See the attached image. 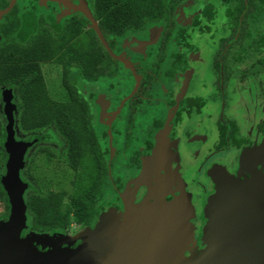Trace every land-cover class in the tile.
Returning <instances> with one entry per match:
<instances>
[{
    "label": "flooded vegetation",
    "instance_id": "af4514ba",
    "mask_svg": "<svg viewBox=\"0 0 264 264\" xmlns=\"http://www.w3.org/2000/svg\"><path fill=\"white\" fill-rule=\"evenodd\" d=\"M13 2L14 0H0V11L8 9ZM221 4L220 0H16L12 8L16 10L19 18L33 15L37 19L35 24L39 32L49 30L60 35L63 30L66 33L75 24L81 25L83 34L93 31L109 54L92 23L77 11L86 5L110 51L115 56L124 58L141 77L136 94L121 108L123 101L132 94L136 85L132 70L127 65L109 54L117 63L109 65L108 69L106 65L102 67L103 72H119L129 79L133 78L132 88L119 100L121 86L116 91L96 85L90 96L89 93H83V82L81 83L79 75L76 76L75 87L81 90L80 94H83L90 108L84 121L85 130L90 137L88 139L92 143L87 145V157L90 161L93 160L92 167L98 171L99 176L101 161L96 158L95 140L100 141L105 149L108 148L109 160L113 149L112 161L108 162V175L110 172L109 178L115 189L114 208L125 212V200L127 214L151 200L154 191H159L170 201L179 196V190L183 188L190 195L194 208V237L185 250L186 257L193 258L207 249L205 236L211 217L210 201L217 194L216 186L208 176L209 171L220 166L236 179L242 152L264 143V89L261 93V88H264L261 86V80L264 82L261 79L264 78V54L263 62L259 63L254 57L244 58V54L233 47L232 30L227 24L220 27L217 25V7ZM114 9L121 15L115 20L118 18L122 27L125 24L130 25L129 27L125 25L118 28L114 23L102 24L96 19L97 13L105 16ZM9 14L0 20V37L3 30H8L14 24V19L8 18ZM219 35L223 37L219 39ZM185 36L194 38L197 42L193 49L185 48L186 44L181 40ZM222 40L229 41L224 50L219 48ZM199 42H204L203 45L213 50L210 81H199L202 52ZM67 67L71 72L78 70L75 64ZM52 68L58 70L56 75L60 80V88L63 89V94L60 95L62 99L59 101L69 102V91L64 85V68L48 64L44 66V71L48 72ZM45 72L44 80L48 84L49 77ZM250 80L257 81L256 88L250 86ZM199 88L207 94L204 97L198 94L192 96V90L200 91ZM48 92L52 97L50 87ZM205 110L212 111L205 117L212 124V130L217 133L218 138L207 156L199 159L202 147L197 148L193 144L191 146L188 142L201 130V126L194 119L202 116ZM236 112L240 115L241 112L244 113L243 117L246 115V127L238 124ZM16 114L15 111L14 116ZM115 114L125 120V135L119 130L121 124L112 121ZM187 123L189 127H186ZM193 127L196 130L193 131ZM222 134L231 136L227 138L226 148H218ZM53 136L58 144L45 142L44 137L37 139L53 147L50 153L55 166L52 174L67 179L68 173L60 167L66 165L65 143L57 132L54 131ZM120 137H126L127 142L119 144ZM133 139L138 141L141 148L133 149ZM29 151L30 149L25 163L31 157ZM39 156L40 153L37 157ZM122 156L129 160L120 164ZM228 156L232 157L229 165L224 162ZM190 158H198L200 162L193 180L187 182L183 174L185 163L187 161L190 164ZM100 180L98 178L96 181ZM136 182H139L137 186ZM129 184L131 186L128 189ZM78 242L80 241L77 240L73 247ZM38 248L42 251L47 249L40 246Z\"/></svg>",
    "mask_w": 264,
    "mask_h": 264
},
{
    "label": "trees",
    "instance_id": "16d2710c",
    "mask_svg": "<svg viewBox=\"0 0 264 264\" xmlns=\"http://www.w3.org/2000/svg\"><path fill=\"white\" fill-rule=\"evenodd\" d=\"M220 1L222 4L217 7V25L219 27L228 25L233 33L231 39L233 47L240 50L244 58L254 57L257 62H263L264 0ZM28 15L24 19L19 18L16 10H12L8 18H13L14 24L8 30L2 31L0 89H9L8 91L13 92V103L17 108V114L14 116L17 141L21 138V141L30 142L44 137L45 142H51L54 139V131L63 138L66 163L63 168L68 173L67 179L73 176L71 185L74 192L73 195H68L69 203L65 204L67 194L50 189L49 182L41 180L43 176L40 168L47 170V174L53 173L55 166L50 157L51 151L42 148L38 150L39 152L33 153L21 171V179L28 185L24 196L27 207V230H31L35 235H49L52 231L65 233L72 226V213L74 222L83 227L94 228L100 215L115 207L113 197L116 196L108 175L110 156L108 148L105 149L100 141L95 140L96 158L101 161L99 176L98 171L92 167L93 160L90 161L87 157V145L92 143L88 139L90 137L85 130L84 121L90 108L83 94L81 96V90L75 87L74 80L79 75L84 85L83 93L88 92L90 96L93 93L90 92V88H96V85L116 91L120 85L122 90L119 92L118 100L127 95L130 81L133 83L134 80L119 72L102 71L103 66L106 65L108 69L109 65L117 62L104 50L93 31L83 34L82 26L75 24L66 33L63 30L60 35H55L49 30L39 32L36 29V18ZM119 16L121 15L118 10L114 9L105 16L97 13L96 19L102 24L114 23L118 28L125 25L129 27L127 24L122 27L118 20ZM221 37L223 36L219 35L218 38ZM191 39L186 36L181 39L186 44L185 48H194ZM227 43L229 41L222 40L219 48L226 49ZM48 64L63 66L64 85L69 91V102L56 101L49 96L43 74L44 66ZM71 64L77 65L78 70L69 71L67 66ZM186 64L188 67V62ZM51 71L45 72L47 77ZM1 105L3 106V103L0 101V107ZM6 126L7 119L1 109L0 213L5 216L2 222L6 221L10 214V202L2 185L8 160L5 149ZM230 137L228 134H222L221 145L218 148H226L227 138ZM39 153L41 156L37 157ZM44 159L49 160L46 167ZM98 178L101 180L96 181Z\"/></svg>",
    "mask_w": 264,
    "mask_h": 264
},
{
    "label": "water",
    "instance_id": "95a60500",
    "mask_svg": "<svg viewBox=\"0 0 264 264\" xmlns=\"http://www.w3.org/2000/svg\"><path fill=\"white\" fill-rule=\"evenodd\" d=\"M15 1L0 11V20L11 12ZM77 11L92 23L110 56L132 70L136 85L122 108L136 94L141 77L124 58L110 51L88 7L84 5ZM3 98L8 160L2 185L10 214L0 224V264H264V143L242 152L236 179L220 166L209 171L217 194L210 201L207 249L195 258L185 255L193 241L195 215L191 197L183 188L170 201L154 191L151 200L134 206L131 214H127L124 200L125 212L111 208L102 213L76 247L54 243L49 235L23 237L27 230L24 196L28 185L22 181L21 171L28 150L40 139L16 140L13 92H5ZM110 143L112 146L111 136ZM111 153L113 157V149ZM37 244L47 249L39 250Z\"/></svg>",
    "mask_w": 264,
    "mask_h": 264
},
{
    "label": "rangeland",
    "instance_id": "374dc122",
    "mask_svg": "<svg viewBox=\"0 0 264 264\" xmlns=\"http://www.w3.org/2000/svg\"><path fill=\"white\" fill-rule=\"evenodd\" d=\"M203 43L204 42H199V46L201 47V51H202L201 52L200 65H199L200 66V70H199L200 79H199V81L205 82V81L211 80L210 70H211V64H212L213 50L210 47L203 45ZM191 44L194 46L197 45V42L195 41L194 38L191 39ZM202 45H203V47H202ZM56 73L58 74V70L56 68H52V71L50 72V76L47 79L48 80L47 85H48V88L50 87V90L52 92L51 96L53 97V99H57L59 101L62 99L60 95L63 94V89L60 88L61 87L60 80H59L58 76L56 75ZM261 79L264 80V78H261ZM249 82L251 84L250 86H253L256 88L255 84L257 83V81L252 82V80H250ZM132 85H133V83L130 82V84L128 86V91L130 90V87ZM83 86L84 85L82 84V87ZM261 86H264V82H262V80H261ZM199 89H200V91L199 90H196V91L192 90V96L193 95L196 96V94H198V95H201V97H204L207 94V92L201 91V88H199ZM263 89L264 88H261V93L263 92ZM8 90L9 89H0V101L3 103V106L1 105V107H0V111H1V109H4V107H5V100H4V98H2V96ZM92 91H94V90L91 87L90 92H92ZM254 92L256 93V89H254ZM86 93L88 94V92H86ZM116 95H118V94H116ZM209 111L210 110H205L203 112L204 114H202V116L194 119L195 123L201 126V130L199 132H196V135H193L191 141L188 142V144H190L191 146L193 144V146H195V147L197 146V148L202 147L199 159H204L207 156V154L213 148V145L215 144V142L218 138L217 133H215L212 130V124H210L206 121L205 116L207 115V113H209ZM3 112H4V110H3ZM124 112H125V109H124ZM210 112H212V111H210ZM235 115H236L238 124H240L242 127H246V115L243 117L244 113H242V112H241V115L239 112H236ZM118 118H119L118 114H115L112 117V121L113 122L116 121L115 122L116 124H118V123L121 124L119 127V130L123 135H125L127 132V127L124 124L125 120L123 118H119V119ZM139 120H142V119H139ZM186 127H189V123H187ZM184 129H185V127H184ZM194 130H196V127H193V131ZM19 139L21 140V138H19ZM99 140H101V139L99 138ZM185 141L187 144V140H185ZM51 142L58 144L54 139ZM124 142L125 143L127 142L126 137L125 138L120 137L119 138V144H123ZM131 146L133 147V149H136V150H137V148L138 149L141 148V146L138 145V141L134 140V139H133V142H131ZM42 148L45 150L53 151L52 150L53 147L49 143L38 142L37 144H35L30 149L28 154L32 157L33 153L39 152L38 150H41ZM116 148H117V146H116ZM123 158L124 157L122 156L120 164L125 163V160H129L127 158L126 159L125 158L123 159ZM231 158H232L231 156H228L224 162L229 165V163L232 162ZM199 159L198 158L196 160L191 159L190 164L186 161L185 169H184L185 172L183 175H184L187 182H191L193 180V178L195 176L194 173L197 170V167L199 165L198 163L200 162ZM111 161H112V157L110 158V160H108V162H111ZM47 162H49L48 159L43 160L45 167H46ZM82 167H84L83 164H82ZM62 168H63V166H61V170H62ZM40 169H41V174L43 176V179L41 178V180H43L45 182H49V184H50L49 188L50 189H53L54 191H58V192H65L67 194V197H65L64 202H65V204H68L69 203L68 195H73V192H74V189L72 188V185H71V181L73 180V176H71L68 179L61 178L60 175L55 176L54 174H50V173L47 174V170H42L43 168H40ZM59 169H60V167H59ZM35 188H37V187H35ZM194 192H197V189H194ZM198 201L199 200H197V203H199ZM71 216H72L71 217L72 218V224H71L72 226L70 227V229L67 232L64 233V232H60V231H52L49 235L53 238V240L56 243L61 244V245H65V246L69 245L70 247H73L74 243L77 240L79 241V239L83 238L87 234L89 228L86 226L83 227V226L79 225L78 223L74 222L73 213L71 214ZM207 217H208V214H206L205 218L207 219ZM4 218H5V216L0 213V224ZM209 220H210V217H209ZM207 224H208V220H207ZM198 225H199V228H198L199 232H201V230H200L201 226L199 223H198ZM31 233H32L31 230H27V232L24 234V237H28ZM38 246L45 248V246H43V245H38Z\"/></svg>",
    "mask_w": 264,
    "mask_h": 264
}]
</instances>
